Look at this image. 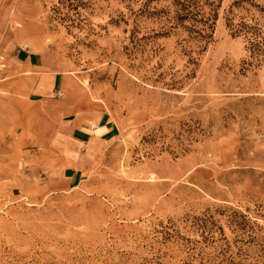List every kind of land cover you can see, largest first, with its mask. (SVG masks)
I'll list each match as a JSON object with an SVG mask.
<instances>
[{
    "label": "rangeland",
    "instance_id": "rangeland-1",
    "mask_svg": "<svg viewBox=\"0 0 264 264\" xmlns=\"http://www.w3.org/2000/svg\"><path fill=\"white\" fill-rule=\"evenodd\" d=\"M176 1L0 0V70L43 53L110 133L72 168L0 131V264H264V0Z\"/></svg>",
    "mask_w": 264,
    "mask_h": 264
},
{
    "label": "crops",
    "instance_id": "crops-1",
    "mask_svg": "<svg viewBox=\"0 0 264 264\" xmlns=\"http://www.w3.org/2000/svg\"><path fill=\"white\" fill-rule=\"evenodd\" d=\"M6 56L7 67L0 70V131L4 135L11 129L9 135L18 137V147H63L72 168L81 161L80 156L75 159L78 150L89 153L91 147H103L110 135L105 123L98 120L89 125L76 117L58 116L59 104L67 101L57 99L61 79L47 69L46 55L20 47ZM13 116L16 124L11 128L5 122Z\"/></svg>",
    "mask_w": 264,
    "mask_h": 264
},
{
    "label": "trees",
    "instance_id": "trees-1",
    "mask_svg": "<svg viewBox=\"0 0 264 264\" xmlns=\"http://www.w3.org/2000/svg\"><path fill=\"white\" fill-rule=\"evenodd\" d=\"M202 1H205L207 5L215 8L219 7V5H216L217 2H222V0H177L176 5L179 8V12H181V14H178V19L181 22L186 21L187 19H192L196 22H202L205 26L209 25V28H213L214 24H209V18L207 20L201 19L200 21H197L196 19L197 16L200 15V13H198V8L200 2ZM214 10L212 9V11ZM239 26V32L245 31L247 34H251L254 39V41L251 42L250 48L252 55L258 58L261 56L264 57V37H262L260 29L256 27H249L245 24H240Z\"/></svg>",
    "mask_w": 264,
    "mask_h": 264
}]
</instances>
